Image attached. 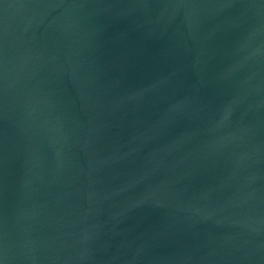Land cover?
I'll return each instance as SVG.
<instances>
[{
    "label": "water",
    "instance_id": "1",
    "mask_svg": "<svg viewBox=\"0 0 264 264\" xmlns=\"http://www.w3.org/2000/svg\"><path fill=\"white\" fill-rule=\"evenodd\" d=\"M0 264H264V0H0Z\"/></svg>",
    "mask_w": 264,
    "mask_h": 264
}]
</instances>
